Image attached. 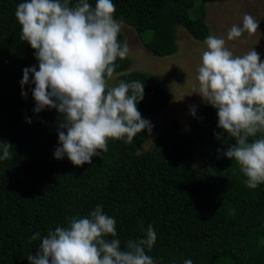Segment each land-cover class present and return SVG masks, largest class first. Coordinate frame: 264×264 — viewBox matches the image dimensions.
I'll use <instances>...</instances> for the list:
<instances>
[{
    "label": "trees",
    "instance_id": "1",
    "mask_svg": "<svg viewBox=\"0 0 264 264\" xmlns=\"http://www.w3.org/2000/svg\"><path fill=\"white\" fill-rule=\"evenodd\" d=\"M223 1L190 0L188 6L183 0H112L114 18L132 27L154 56L175 53L177 28L205 41L204 5ZM22 2L0 0V144L12 145V158L0 160V264H30L27 257L35 255L49 230L66 227L72 216H89L97 204L116 220L122 250L127 241L145 238L149 224L154 227L156 242L145 252L155 264H184L186 259L264 264V183L247 188L239 165L224 155L236 140L217 126L218 110L210 104L196 110L190 122L197 165L192 137L175 117L163 124L146 151L140 147L147 129L131 143L109 140L108 151L92 157L91 164L76 166L66 155L54 157L58 133L66 132L59 127L64 116L55 108L34 111L31 74L21 86L24 68L39 70L35 50L20 38L15 10ZM89 3L94 7L95 0ZM192 4L198 17L190 14ZM258 21L264 31V13ZM145 32L150 36L142 39ZM119 40L123 44L121 34ZM129 63L118 58L114 75L144 83L137 108L151 123L169 100L167 85L153 75L127 71ZM37 232L40 237L31 240Z\"/></svg>",
    "mask_w": 264,
    "mask_h": 264
},
{
    "label": "clouds",
    "instance_id": "2",
    "mask_svg": "<svg viewBox=\"0 0 264 264\" xmlns=\"http://www.w3.org/2000/svg\"><path fill=\"white\" fill-rule=\"evenodd\" d=\"M115 12L112 0H95L94 7L89 0L74 4L71 0H25L15 10L20 38L35 50L39 62V70L35 66L23 69L21 86L30 82L31 74L34 111L55 108L63 114L59 127L66 132L58 133L60 146L54 157L66 155L76 166L91 164L92 157L107 152L109 140L131 143L143 130L151 132L150 121L137 108L145 94L144 83H109L117 59L129 55L127 42L119 40L121 24ZM259 24L245 13L242 25L234 24L228 30L227 40L245 33L252 36ZM204 43L194 92L218 110L217 126L236 140L224 155L239 165L247 178L246 187L255 189L264 183V61L255 48L234 55L226 40L216 35H208ZM21 95L26 97L27 92ZM11 147L0 144V160L12 158ZM38 237L37 232L31 240ZM115 237L116 220L97 204L89 216H72L66 227L49 230L39 250L27 259L30 264H155L145 252L157 239L151 224L145 238L127 241L124 250ZM184 264L193 261L186 259Z\"/></svg>",
    "mask_w": 264,
    "mask_h": 264
},
{
    "label": "rangeland",
    "instance_id": "3",
    "mask_svg": "<svg viewBox=\"0 0 264 264\" xmlns=\"http://www.w3.org/2000/svg\"><path fill=\"white\" fill-rule=\"evenodd\" d=\"M189 6L190 0H183ZM197 5H190L192 17L200 14ZM204 22L208 28V35H216L226 40V46L234 55H243L255 48L264 61V31L258 30L256 34L249 36L245 33L236 40L228 41L227 33L232 25H242V18L249 13L257 20L264 13V0H225L223 2H210L204 5ZM121 36L123 43L129 47V66L127 71L135 70L144 72L162 79L169 93V100L157 116L151 122V132L146 137V142L140 147V151H146L151 146L160 128L170 118H178L180 124L188 131L194 143L193 163L198 164L197 141L191 130L190 122L195 111L208 105L202 97L194 92L198 90L197 68L201 63L203 51L206 50L204 41L193 39L185 30L177 28L176 51L171 55L154 56L139 40L135 31L129 25L121 23ZM148 32L142 33V39L148 38ZM120 82L119 74L114 75L110 84L117 85Z\"/></svg>",
    "mask_w": 264,
    "mask_h": 264
}]
</instances>
